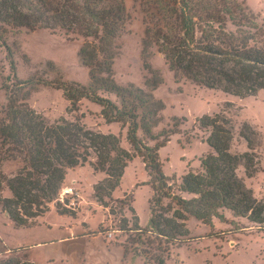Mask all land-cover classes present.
Returning a JSON list of instances; mask_svg holds the SVG:
<instances>
[{
  "label": "trees",
  "instance_id": "16d2710c",
  "mask_svg": "<svg viewBox=\"0 0 264 264\" xmlns=\"http://www.w3.org/2000/svg\"><path fill=\"white\" fill-rule=\"evenodd\" d=\"M144 5L147 10L140 55L146 67H149V49L154 47L163 55L177 81L189 80L240 98L256 96L264 89V19L244 2L147 0ZM128 18L124 0H0V44L7 52L9 64V73L0 76L5 95L0 107V166L5 159L16 157L25 163L7 180L12 197H0V204L6 203L0 206L1 210L7 212L17 227L34 225L31 218L41 215L47 203L56 198L67 169L85 163L106 174L93 186L95 197L103 203L104 196L110 197L119 185L127 163L138 156L153 194L147 199L151 214L148 226L141 227L138 215L130 208L134 225L131 242L146 240L142 241L146 248L130 249L144 263L165 264L171 249L179 248L188 238L186 222L190 218L212 226L213 218L225 221L222 208L246 217L264 231V199L253 197L235 172L237 164L245 160V171L251 175L254 153H231V131L217 124L219 119L207 115L198 119L202 126L212 128L206 142L214 153L201 159L202 171H188L182 176L181 191L192 196L184 198L166 193L169 179L161 169L159 149L177 131L170 128L162 131V140L153 146L140 139L138 128L151 140L157 139L151 133L155 120L139 115L149 96L145 97L140 88L132 85L119 86L112 78V64L120 48L117 40L125 33ZM38 29L61 30L83 38L78 55L89 68L90 84L42 83L61 89L73 109L83 98L100 105L106 123L115 122L121 129L126 128V139L134 153L123 148L114 133L88 129L77 120L62 118L49 123L28 105L27 86L34 80L17 77L6 38ZM99 90L113 94L114 99L101 96ZM241 137L251 150V138L243 133ZM92 154L94 160L90 159ZM2 178L5 176L0 168V188ZM165 197L169 202L163 207L160 201ZM153 201L157 206H152ZM20 202L21 212L9 207H17ZM17 251L12 250L9 255ZM0 264L37 263L8 258L0 260Z\"/></svg>",
  "mask_w": 264,
  "mask_h": 264
},
{
  "label": "rangeland",
  "instance_id": "374dc122",
  "mask_svg": "<svg viewBox=\"0 0 264 264\" xmlns=\"http://www.w3.org/2000/svg\"><path fill=\"white\" fill-rule=\"evenodd\" d=\"M147 0H124L129 18L125 23V33L117 40L120 46L118 55L112 64L113 81L122 87L132 85L140 88L147 97L146 104L139 112L148 120H155L151 133L157 139L151 140L138 128L137 134L148 145L153 146L162 140L160 133L167 129L177 132L169 137V141L159 149L161 169L167 176L166 193L190 198L192 194L181 191L182 176L188 171H202L201 159L208 153H214L206 140L211 131L210 126H202L199 118L207 115L211 119H219L217 124L231 131V153L249 151L254 153V172L248 175L245 171V160L236 167V175L249 188L257 200L264 199V89L256 96L240 98L219 89H210L197 85L189 80L177 81L169 70L164 57L154 47L150 48L149 67L141 58L142 38L145 24L143 17L147 8ZM151 1V0H150ZM264 19V0H238ZM140 2L143 4L141 5ZM83 38L66 34L61 30L38 29L31 32H20L8 35L6 44L10 48L15 63L17 77L21 80L33 79L27 86V103L47 122L53 123L62 118L79 121L86 128L102 133H114L120 145L131 153L132 146L126 139V128L121 129L119 123H106L101 116V107L88 99H81L76 109L71 108L62 90L54 85L42 82L74 81L84 85L90 84L89 68L82 64L78 50ZM6 50L0 44V76L9 73ZM98 93L114 99V95L104 90ZM144 97V98H145ZM5 102L4 91L0 87V107ZM157 111V112H156ZM156 112V116L153 114ZM223 120V121H222ZM210 122V121H209ZM212 122V121H211ZM247 125V126H245ZM241 133L252 140L249 150ZM94 160V154L90 157ZM6 160V159H5ZM1 163L2 178L0 197L10 198L12 193L7 180L16 175L25 164L20 158L7 159ZM125 176L112 192L110 197L104 196L99 202L94 195L93 186L103 179L104 172L94 170L89 163L67 169L64 180L56 198L47 203V209L33 222L44 218L51 210L59 214H67L77 218L79 228L88 233L105 237L111 231V239L123 240L129 248H146L145 239L131 242L134 236L133 208L138 215L141 227L148 226L150 211L147 189H135L137 185L148 184L149 176L144 171L140 157L134 156L127 163ZM125 170V169H124ZM142 180L143 183L140 181ZM67 188L71 191L66 192ZM127 189V191H123ZM135 189V190H134ZM4 190L10 197L4 196ZM116 190V191H115ZM115 191V192H114ZM157 196L155 197L156 200ZM81 201V203H80ZM169 199L162 198L161 206L166 207ZM21 203V202H20ZM152 206H157L153 201ZM5 206L1 202L0 206ZM11 209L22 211V203ZM136 208V209H135ZM225 216L221 222L213 218V225L207 226L190 218L186 224L189 236L179 248H172L165 264H264V231L257 229L246 217L237 216L231 210L220 209ZM64 212V213H63ZM126 220V221H125ZM130 228L131 230H129ZM109 239L108 237H105ZM15 258L20 261L31 260L26 251L0 256V260ZM38 263V262H37ZM42 264V263H38Z\"/></svg>",
  "mask_w": 264,
  "mask_h": 264
},
{
  "label": "crops",
  "instance_id": "0c3cea01",
  "mask_svg": "<svg viewBox=\"0 0 264 264\" xmlns=\"http://www.w3.org/2000/svg\"><path fill=\"white\" fill-rule=\"evenodd\" d=\"M137 188L147 189V196H150L149 184L137 185ZM4 196L10 197V192L4 190ZM76 219L51 210L34 225L17 227L0 208V256L10 254L12 250H23L31 261L42 264H146L123 240L85 232L74 222Z\"/></svg>",
  "mask_w": 264,
  "mask_h": 264
},
{
  "label": "built area",
  "instance_id": "2783aa9c",
  "mask_svg": "<svg viewBox=\"0 0 264 264\" xmlns=\"http://www.w3.org/2000/svg\"><path fill=\"white\" fill-rule=\"evenodd\" d=\"M69 191H71V188H67V189H66V192H69ZM105 233H106V234H105V237H108V238H109V237L112 236V232H111V231H106Z\"/></svg>",
  "mask_w": 264,
  "mask_h": 264
}]
</instances>
